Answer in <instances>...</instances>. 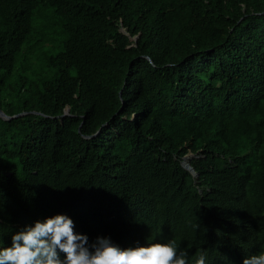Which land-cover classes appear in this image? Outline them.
Wrapping results in <instances>:
<instances>
[{
	"label": "trees",
	"instance_id": "obj_1",
	"mask_svg": "<svg viewBox=\"0 0 264 264\" xmlns=\"http://www.w3.org/2000/svg\"><path fill=\"white\" fill-rule=\"evenodd\" d=\"M0 110V247L61 213L189 264L264 252V0H0Z\"/></svg>",
	"mask_w": 264,
	"mask_h": 264
},
{
	"label": "clouds",
	"instance_id": "obj_2",
	"mask_svg": "<svg viewBox=\"0 0 264 264\" xmlns=\"http://www.w3.org/2000/svg\"><path fill=\"white\" fill-rule=\"evenodd\" d=\"M206 259V252L200 250L193 264H206ZM0 264H189V260L175 239H145L127 247L106 236L90 242L76 231L71 217L57 213L13 232L10 246L0 247ZM242 264H264V252L245 257Z\"/></svg>",
	"mask_w": 264,
	"mask_h": 264
},
{
	"label": "water",
	"instance_id": "obj_3",
	"mask_svg": "<svg viewBox=\"0 0 264 264\" xmlns=\"http://www.w3.org/2000/svg\"><path fill=\"white\" fill-rule=\"evenodd\" d=\"M23 114H17V115H13V116H7L6 114H4L1 110H0V117L3 119V120H11L13 118H16V117H19ZM68 115V110H66V112L64 113L63 116H66ZM99 132V131H98ZM97 132V133H98ZM187 159H189L188 157H185L183 158V161H182V166L185 170H187L193 177H197V173H195L194 169L190 166L189 162L186 163Z\"/></svg>",
	"mask_w": 264,
	"mask_h": 264
},
{
	"label": "rangeland",
	"instance_id": "obj_4",
	"mask_svg": "<svg viewBox=\"0 0 264 264\" xmlns=\"http://www.w3.org/2000/svg\"><path fill=\"white\" fill-rule=\"evenodd\" d=\"M176 8L178 9V7H176ZM187 157H188L189 159H187L186 163L190 161V159H191L190 157H192V156H191V155H188ZM193 157H194V156H193Z\"/></svg>",
	"mask_w": 264,
	"mask_h": 264
}]
</instances>
